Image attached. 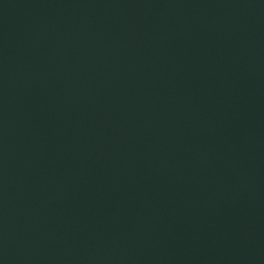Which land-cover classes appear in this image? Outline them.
Returning a JSON list of instances; mask_svg holds the SVG:
<instances>
[{
  "label": "water",
  "instance_id": "95a60500",
  "mask_svg": "<svg viewBox=\"0 0 264 264\" xmlns=\"http://www.w3.org/2000/svg\"><path fill=\"white\" fill-rule=\"evenodd\" d=\"M0 264H264V0H0Z\"/></svg>",
  "mask_w": 264,
  "mask_h": 264
}]
</instances>
